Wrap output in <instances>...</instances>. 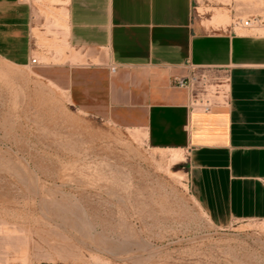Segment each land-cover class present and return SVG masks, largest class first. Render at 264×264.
Returning a JSON list of instances; mask_svg holds the SVG:
<instances>
[{"label": "rangeland", "instance_id": "374dc122", "mask_svg": "<svg viewBox=\"0 0 264 264\" xmlns=\"http://www.w3.org/2000/svg\"><path fill=\"white\" fill-rule=\"evenodd\" d=\"M31 1L37 62L0 57V264H264V219L216 226L186 152L72 103L66 0ZM194 1L264 15V0Z\"/></svg>", "mask_w": 264, "mask_h": 264}, {"label": "crops", "instance_id": "0c3cea01", "mask_svg": "<svg viewBox=\"0 0 264 264\" xmlns=\"http://www.w3.org/2000/svg\"><path fill=\"white\" fill-rule=\"evenodd\" d=\"M65 8L72 103L144 128L156 148L186 152L189 189L216 226L264 219V34L235 27L228 4L208 14L194 0ZM34 11L31 0H0V57L12 64L36 55ZM200 74L228 80L226 104L190 107V90L173 82Z\"/></svg>", "mask_w": 264, "mask_h": 264}, {"label": "built area", "instance_id": "2783aa9c", "mask_svg": "<svg viewBox=\"0 0 264 264\" xmlns=\"http://www.w3.org/2000/svg\"><path fill=\"white\" fill-rule=\"evenodd\" d=\"M235 27L258 30L264 28L263 16H250L247 19L239 18L234 24ZM33 63L37 60L34 58ZM112 71H116L113 67ZM174 85L187 88L191 92L190 107L203 111L212 110L218 103L226 104L228 102V80L226 78L212 79L206 74L192 75L184 79L174 80ZM218 97V100L215 98Z\"/></svg>", "mask_w": 264, "mask_h": 264}, {"label": "bare ground", "instance_id": "6f19581e", "mask_svg": "<svg viewBox=\"0 0 264 264\" xmlns=\"http://www.w3.org/2000/svg\"><path fill=\"white\" fill-rule=\"evenodd\" d=\"M38 1H44V0H38ZM54 1V0H53ZM56 1V0H55ZM61 13H62V11H61ZM62 16L64 17V18H67V12H63L62 13ZM138 136V135H137ZM174 155H176L177 157H180V159H182V157H183V154L182 153H176V154H174ZM173 159V158H172ZM174 159H178L179 160V158H174Z\"/></svg>", "mask_w": 264, "mask_h": 264}]
</instances>
